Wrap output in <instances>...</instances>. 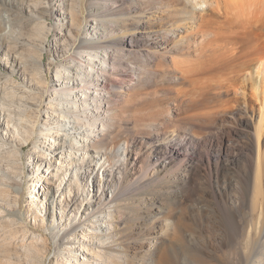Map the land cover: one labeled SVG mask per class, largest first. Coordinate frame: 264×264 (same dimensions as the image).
Instances as JSON below:
<instances>
[{
  "label": "rangeland",
  "instance_id": "1",
  "mask_svg": "<svg viewBox=\"0 0 264 264\" xmlns=\"http://www.w3.org/2000/svg\"><path fill=\"white\" fill-rule=\"evenodd\" d=\"M89 1L78 0L75 4L77 9H82L80 16L82 34L80 37H72L68 32L74 28L71 27L69 20V0H37V3L31 0H2V3L0 2L2 26L0 28V73L12 79L8 83V89L0 88V186L4 184L10 190V193H5L4 196L0 194V207H4L0 208V236H2L0 241H3L5 246L16 249L17 252H12V258L9 261L12 264H115V262L158 264V255L167 250L168 256L174 264H199L201 262L203 264H232V252L226 247L229 242L226 229L228 225L239 228L243 223L248 228V213L246 209L242 210V214L245 216L242 223L238 217L239 205L235 202V199L241 196L242 189L240 187L236 190L237 198H235L234 192L229 193L226 189L228 181L223 178L222 172L228 166L225 159H232V161L238 159L239 162L233 165L237 172L233 178L237 176V179L240 182L242 179L243 182L245 170L251 164L254 131V117L251 116L250 101L246 97L244 103L240 91L237 93L233 90L230 92L231 94H223V99L234 98L238 101H234L236 104L231 102L229 108L228 106L226 109L225 106L214 107V109H218L208 111V120L212 117L209 121L203 118L204 112L207 111L199 112L202 107L197 111L194 106L188 116L190 119L187 117L188 120L184 121L186 125L180 123L176 127L172 123L173 125L169 126L170 129L162 130L157 136L154 135V131L148 135L138 132L134 136L122 133L115 139L117 142L115 147L108 145L101 149L93 148L92 145L98 142L97 139L101 137L102 133H110L112 127L104 129V132L100 131L101 127L99 130L96 127L94 133L86 136L80 125L66 124L65 121H61L58 126H50L47 117L51 114L46 113L45 99L38 102L37 105L18 100L21 98L18 94L20 90L26 93L33 92L27 86L30 74L26 73L21 76L15 66L17 63L27 66L34 62L32 59H26L27 64H24V61L21 62L19 56L16 55V62L12 63L11 52H6L7 45L22 47L24 50L35 53L34 58L39 62L36 77L44 79L46 82L44 86L41 85V91L48 95L53 94L52 83L58 79L55 75L56 64L69 63L68 55L73 50L77 52L75 47L79 42L86 41L90 47L94 46V38L89 37V34L99 30L92 27L96 24L91 20V11L97 12L100 16L99 18L95 17V22L103 20L114 23L110 12L104 10L101 0ZM175 1L111 0L113 8L117 9L115 17L120 22V26L117 27L119 32L118 47L109 42L107 52H112L121 61L116 65V69L104 66V70L108 71L109 78L114 76V84L106 83L107 79L98 77V80L106 83L108 87V91H104L102 97L96 101L97 106L101 104L102 108L99 111L104 122L110 123L107 117L117 114L116 111L119 108H121V113L118 120L122 123L120 125L123 128H131L134 119L139 115L147 120L152 117L159 118V120H166L169 117L172 120L173 118L177 119L173 110L178 108L180 102L175 101V93L165 95L160 91L155 92L152 88L148 91L143 89L152 82L151 79H147L149 75L159 80L161 72L155 70L158 60H162L165 68L171 69L174 65L173 60L178 62L176 65L185 66L188 63V66L191 65L192 68H195L197 57L204 56L198 44L202 35L196 30L197 24L182 19L186 16L179 12L182 4L179 0ZM258 22V26H254V32L258 38L260 37V40H256V47L254 46L252 54L261 48L264 50V16L258 14ZM99 27L101 28V25ZM126 27L129 31H134L131 38H129V34L123 35L120 31L121 28ZM156 30L165 36L166 42L162 41L159 34L155 32ZM261 39L263 40L261 41ZM133 40L150 41L152 46L147 49L150 55L144 52V48L134 45ZM180 40L183 41L176 46L175 43ZM127 44H130L131 47ZM100 52L102 53V51ZM81 53L83 55L82 66L85 67V63H87L85 59L90 58L86 53L94 54V49ZM146 56L153 59L146 62ZM250 57L252 56L246 55L242 60H247ZM180 61L182 62L180 63ZM75 63L80 64L79 60ZM75 63L72 65L74 66ZM21 66L20 68H22ZM203 66L207 71L211 68V65L205 66L204 63ZM112 73H114L113 76ZM180 76L179 72L172 75L173 78ZM11 85H15L18 90H12ZM11 93L14 94L11 95ZM211 99L208 101L213 103V99ZM187 103L181 104V108L187 109ZM32 110L36 113L39 112V122L33 129L34 136L25 142L21 137L15 136L12 127L19 121L18 112H33ZM91 110L92 112L94 110V114H96L97 110L89 106L88 111ZM195 112L196 115H194ZM7 120H9V124H7ZM44 123L47 126H44ZM99 124L98 122V126ZM188 124L190 127L187 126ZM63 125L66 126L67 132L70 134L69 137H66L60 130L58 135H53L56 141L49 137L44 140L45 138L39 132L46 128L61 129ZM148 125L152 126V123L149 122ZM75 126L78 127L76 134H74L75 130L70 129L71 127L74 129ZM192 130L200 135H192ZM73 134L75 139L80 141L77 147L81 149V144H85L84 149L86 150H80L78 153L83 157L70 172L73 179L70 188H72V195L78 193L76 204L81 201L84 202L83 204L88 203L87 210L81 214V208L69 215V219L67 217L62 219L60 223L64 225L66 223V226L62 227L57 223V220L59 222V210L57 207L55 208L54 204V212L50 211L48 221L45 216L44 226L38 225V221L34 220L33 212L39 207V204L38 202L33 204L30 200L35 201L38 193L44 192L45 189L42 186L47 184L43 185L42 182H47V179H51L48 181V185L51 186L54 183V186L48 189V192L45 190V193L55 192V181L58 183L59 179L55 176L57 173L54 175L51 170L55 165L61 168L63 164H67L65 155L68 156L74 152L72 149L74 140L70 139ZM179 134L184 135V139H179ZM37 138H40V141L43 140L40 143L43 148L41 155L38 154L39 151L35 146ZM147 138H151L157 148L163 145L182 147L183 153L192 155L198 166L193 167L191 175L186 178L183 172L190 170L187 160L182 157H179V160L174 157H170L165 162L161 160L144 174V180L150 186L147 184H142L139 187L132 186V189L137 188L138 191L136 190L137 194L134 195L130 203L127 204L123 201L126 197L124 193L117 200L114 199L113 195L119 189V182L126 180L122 168L120 169L118 166L123 164L131 172V166H127V150L138 147H140L142 157L137 166L141 162H145L150 153L144 146H140V142H145ZM187 139H190L192 143H187ZM63 140L66 141L65 144H63ZM19 142L24 144L23 152H17L16 146ZM50 143L64 146V150L55 152L49 147ZM109 152L110 154H108ZM241 152L244 153V156H240ZM14 153L15 155H13ZM34 155L40 156L41 160L38 162L36 159L33 160ZM48 162L52 163L50 169H48ZM38 164L41 166L38 167ZM216 165H219L218 174L214 173ZM19 167L22 170L19 171ZM37 170L38 172L35 173ZM91 172V178L86 179L85 175H90ZM81 175L84 177L80 178ZM31 177L35 179L34 182L30 181ZM68 177L69 173L65 179ZM15 181L20 183L19 193L12 192L17 187ZM93 185L94 192L92 191ZM153 185L162 188V200H157L158 202L151 199V196L149 197V192L155 188ZM172 186L178 187L173 194L170 191ZM57 196L58 193L55 195V200ZM105 199L109 201V204L97 217L92 216L99 211V205ZM94 204L96 207H93ZM9 210H18L20 217L10 216ZM225 213L226 217L229 215V218L225 217ZM86 218H88L87 221H85ZM78 221L84 224L82 228H77L72 235H68L69 225L74 227ZM3 223H8V227H4ZM67 224L69 225L67 226ZM22 228L27 230L26 233H22ZM9 230L12 232L18 230V233L15 236H10ZM32 232L36 234L35 240H41L40 236L46 237L50 249L35 258H27L25 255L33 250L28 244L30 240L28 238L32 236ZM240 240L238 238L235 241L239 242ZM73 242L76 243L75 247ZM86 246L90 249H87ZM58 255L59 258H57ZM254 260L257 261L255 264H264V259L255 257Z\"/></svg>",
  "mask_w": 264,
  "mask_h": 264
},
{
  "label": "bare ground",
  "instance_id": "2",
  "mask_svg": "<svg viewBox=\"0 0 264 264\" xmlns=\"http://www.w3.org/2000/svg\"><path fill=\"white\" fill-rule=\"evenodd\" d=\"M31 1H35V3H37V0ZM69 1V20L71 22V27L74 28L70 29L68 32L72 35V37H80L82 34L80 23L82 9L80 10L75 7V4H77L76 2L78 0ZM90 1L92 2L95 0ZM101 1L103 2L102 5L104 10L110 12L114 23H108L103 20L95 22V17L99 18L100 16L97 12L91 11V20L96 24L92 27L99 30L89 34V37L94 38V46L93 48L90 47L88 45V42L86 41L79 42L75 47L77 48V52L73 50L68 55V58L66 57L71 63L69 62L65 64H56L55 75L58 79L54 80L52 83L53 94L51 95H48L41 91V85L44 86L46 82L44 79L36 77L38 74L39 62L38 59L36 61L34 58L35 53H32V51L26 49L24 50L22 47L7 45L6 52H11L12 63L16 62V55L19 56L18 58L21 60V62L24 61V64L27 62L25 61L26 59H32V62H34L33 64H29L27 66H21L17 63V65L15 66L21 76L26 75V73L30 74V79L27 80V86H29L28 88H30V90L33 92L26 93L25 91L20 90L18 94L21 96V98H19L18 100L23 103H31L32 105H37L38 102H42L45 99L46 113L51 114L47 117V122L50 126H58L61 121H65L66 124L76 126L80 125L82 126L81 130L83 128L86 136H88V134L90 133H94V128L96 127L98 128V130L101 127L100 131L102 132H104V129H109L112 127V131L110 133H102L101 137L97 139L98 142L92 145L93 148L101 149L108 145L111 147H115V145L117 144L115 139L118 138L122 133H127L128 135L134 136L138 132H142L143 134L148 135L150 134V132L152 133L154 131V135L157 136L162 130L167 131L168 129H170L169 126L172 123L175 124L176 127L179 126L180 123H184V125H186L184 121L188 116H190L189 113L191 110H193L192 107L194 106H196L197 111H199L198 108L202 107L199 112H202L203 110L207 111L206 113L204 112V114H202L204 115L203 118H206L205 120H208V111H211L212 109H214V107L222 108L225 106L226 109V106H228V108L230 107L231 102L234 103V101H238V99L234 100V98L223 99V94L230 93L233 90L237 93L238 91H240V95L244 103L246 102V97L247 99H249L251 116L254 117L251 164L248 169L245 170L246 172L244 171L245 174L243 177V182L242 179L240 182L239 179H237V176L236 178H233L236 175V170L233 165L239 162L238 159H235V163V160L232 161V159H225V161L228 162L226 163V165L228 166L223 169L222 174L223 178H226L228 181L226 189L229 193L234 192L233 194L235 195V198H237L236 190L241 187V196L238 197V199H235V202L237 205H239L238 217L240 218V221L242 223L245 220V216L242 214V210H247L249 227L246 228V226H244V223L239 228L237 226L233 227L231 225H228L226 229V235L229 242L227 243L226 247L229 249V251L232 252V264H255L257 263V261L254 260L255 257H257L258 259H264V240H262V238L264 237V50H262L261 48V51L257 50L256 53L254 52L255 54H252L254 51L253 49L255 46V42L260 38H258L257 34H255L256 32H254V26L257 25L258 14L264 16V0H179L182 4L180 6L179 12L180 14L186 15L185 18L182 19L184 21L196 23V30L197 32L199 31L202 35L200 37V40L198 41V44L200 50L203 51L204 56L197 57V66L195 68H192L191 65L188 66V63L185 66L176 65V63L178 64V62L173 60L172 62L174 65L172 66L174 68L172 67L170 69L167 67H163L162 60H158V62L156 61L157 64L155 65V70L160 71L161 76L159 75V80H156V78H152L153 76L150 77L149 75L147 79H151L152 82L149 86H145L143 89L145 91H148V89L152 88L155 92L160 91L165 95L167 93H175V101H179L180 105L183 103L186 104L188 102L187 107L185 106L187 109L184 110L179 105L178 108L173 110V113L177 116V119L173 118V120L171 117L166 120L162 119L163 121L159 120V118L153 117L151 119L149 118L150 120H147V118H143L141 117V115H139L134 119L133 126L131 128H123V126L120 125L122 123H120L118 119L120 116L119 114L121 113V108L116 111L117 114H113L112 116L107 117L110 120V123L104 122V119L103 117H101L99 111L100 108H102L101 104L97 106L96 103L97 99H100V97H102V93L104 91H108L106 83L111 82L114 84V73L111 74L113 77L109 78L110 76H108V71L106 72V70H104V66H110L111 69H116V65H118V63H120L121 61L120 58H116L117 56L112 52H107L109 42L112 44H116L118 47L117 37L119 32L117 31V27L120 26V22L115 17V12L117 11V9L113 8L111 0ZM0 2L2 3V0H0ZM100 25L101 28L99 27ZM1 27L2 26L0 22V28ZM127 27L121 28L120 31L123 33V35L129 34V38H131L134 35V31H129ZM142 29H144V27H142ZM155 32L158 33L159 31L156 30ZM158 34L162 38L163 42L167 41V39H165L166 41L164 40L165 36L160 33ZM98 40H100L99 43ZM262 40L263 39H261V41ZM181 41L183 40L177 41L175 45L178 46ZM133 44L138 45V47L144 48V52L147 55H150L147 50L152 46V43H150V41L136 40L133 42ZM127 46L131 47L130 44H127ZM89 49H94V54L86 53L90 58L85 59L87 63H85L86 66L84 67L82 66L81 62L83 57L81 52H85ZM100 51H102V53ZM246 55H251L252 57L247 60H242V58L245 59ZM152 59L153 58L148 56L147 60L145 59V61L147 62ZM78 60L80 64L75 63ZM181 62L182 61H180V63ZM74 63L75 65L73 66L72 64ZM203 63L205 64V66L211 65L209 71L204 68ZM20 66L22 68H20ZM178 72L181 74V76L178 78H173L172 75ZM98 77L107 79V81L105 80L106 83L100 82V80H98ZM119 79L121 78L119 77ZM11 81V77L7 78V76H4L3 73H0V88L4 90L8 89V83H10ZM11 89L14 91L18 90L15 85H11ZM78 93H80L81 95ZM12 94L14 93H11V95ZM210 98L213 99H211L213 103L208 101L210 100ZM89 106H92L93 109L97 110L96 114H94V110L93 112L92 110L88 111ZM216 109H214V111ZM80 112H82V114H80ZM90 112L91 114H89ZM38 113L34 111L25 113L18 112L17 115L19 116V121L12 127L14 128L13 133L15 134V136H17L18 138L21 137V139H24L25 142H27L29 138L33 137V129L39 122ZM184 114L185 116H183ZM196 114L197 113L195 112L194 115ZM211 118H209V120ZM188 119H190V117H188ZM98 122L100 123L99 126ZM149 122L152 123V126L148 125ZM7 124H9V120H7ZM43 125L47 126L46 123H44ZM76 126L74 127V129L72 127L70 128L71 130H75L74 134H76V130H78V127ZM187 126L190 127V124H188ZM60 130L64 132V135L66 137L70 136L65 125H63L61 129L46 128L44 131L40 130L39 132L45 138L44 140L49 137L56 141L53 135H58ZM74 134L72 135V138H70L74 140V145L72 144V149H74V152L70 153V155L68 156L65 155L67 164H63L61 168L55 165V167L51 170L54 175L55 173H57V175L55 176H57V178L59 179L58 183H56L55 181V192L51 194L45 193V190H47L48 192V189L54 186V183L53 185L49 186L48 181H50L51 179H47V182H42L43 185L47 184L44 187L42 186V188L45 189L44 192L41 194L38 193L35 201L30 200V202H32L33 204L35 202H38L39 204V207H37V209L33 212L34 220L38 221V225L41 224V226H44L46 221L44 220L45 216H47L48 221L50 217V211L54 212V204L55 208L57 207V210H59V222L57 220V223H59L58 225H62V227L66 226V223L65 225L60 223L62 219H66V217L67 219H69V215L81 208V214H84V212L87 210L86 205L88 203L83 204L84 202L81 201L79 202V204H76L78 202V193L72 195V188H70V185L73 183V179L71 178L72 173L70 172H72L74 167H76V165L80 162L81 157H83L82 155H78L80 150H86L84 149L86 147L85 144H81V149L77 147L80 141L75 139L76 137ZM191 134L195 136L200 135L197 134L194 130L191 131ZM178 138L184 139V135L179 134ZM42 141H40V138H37V142L35 145L39 151L38 154L40 155L42 154L41 150L43 149L40 145ZM65 143L66 141L63 140V144ZM126 143L128 145L127 139ZM187 143L192 142L190 141V139H187ZM140 146H144L147 150H149L150 153L149 158L145 162H141L140 165L137 166L139 160L142 157V153H140V147H138L137 149L133 148L127 150V166H131V172L129 171L128 167H124L123 164H120L118 166V168H122L126 180L123 182H119V189L115 192L113 198L117 200L121 196V194L124 193L126 197L123 199V201L127 204L130 203L131 200H133L134 195L137 194L136 190L138 191L137 188L132 189L133 185H135V187H139L142 184H147L148 186H150L148 182L144 180V174L149 171L150 167H155L161 160L162 162H165V160L169 159L170 157H174L176 160H179V157H182L183 159L187 160L190 170L185 173L183 172V175L186 178L191 175V169L197 165V162L192 157V155L183 153L184 151H182V147H166L165 145H161L162 147L157 148L151 138H147L145 142H140ZM16 147L17 152H23V143H17ZM49 147H51V149H53L55 152H57L58 150H64V146H58L52 143L49 144ZM135 150H137V152H135ZM44 154L45 153L43 152V155ZM108 154H110V152ZM13 155H15V153ZM34 156L35 158L33 157V160L36 159L37 162L41 160L40 156ZM240 156H244V153L241 152ZM107 158L109 157L107 156ZM48 164V169H50L52 167V163L48 162ZM37 166L40 167L41 165L38 164ZM218 166L219 165H216L214 169V173L216 174L219 173ZM20 170H22L21 167H19V171ZM37 172L38 170L35 173ZM67 173H69V177L65 179ZM89 174L90 175L87 176L85 175L86 179L91 178L92 172ZM127 176H130L131 178L129 179ZM82 177L84 176L81 175L80 178ZM34 180L35 179L31 177L30 181L34 182ZM15 182L18 188L15 187L12 192L19 193L20 183L17 181ZM154 187V190L151 189V191L149 192V197L151 196V199L153 198V200L155 199V201L162 200V188L158 186ZM177 189L178 187L172 186L170 191L173 194L177 191ZM92 191L94 192V185ZM5 193H10V190L8 186H4V184H2V186H0V194H3L4 196ZM57 193L58 196L55 200V195ZM108 204L109 201L105 199L102 203H100L99 211L95 212V214H93L92 216L97 217L104 209V207H106ZM93 207H96V204H94ZM0 208L2 209L4 207L1 206ZM43 213L44 215L42 216ZM8 214L10 216L20 217V213L18 212V210H9ZM226 218H229V215ZM87 220L88 218L85 219V221ZM8 223H3L4 227H8ZM68 225L69 224H67V226ZM83 225L84 224L80 221H78L74 227H70L69 225L68 235H72L77 228H82ZM94 227L96 228V226ZM22 229V233H26L27 230L25 228ZM8 233L10 236H15V234L18 233V230H13V232L12 230H9ZM31 235L32 236L28 238L30 239L28 244L33 250H28L29 252L25 256L27 258H35L40 254H45V250L50 249L47 245L48 239L44 236H40L41 240H35L34 238L36 237V234L32 232ZM1 237L2 236H0V239ZM238 238L241 240L239 242H236L235 240H238ZM72 244L74 247L76 246L75 242H73ZM87 249L90 248L87 247ZM12 252L17 253L16 249L9 248L4 245L3 241H0V264H12V262L9 261V259L12 258ZM59 255L57 256V258H59ZM157 261L160 264H174L173 260H171V258L168 256L167 250L164 253L158 255ZM115 264L121 263L115 262ZM199 264L203 263L201 262Z\"/></svg>",
  "mask_w": 264,
  "mask_h": 264
}]
</instances>
